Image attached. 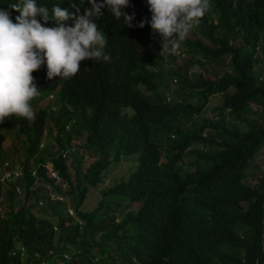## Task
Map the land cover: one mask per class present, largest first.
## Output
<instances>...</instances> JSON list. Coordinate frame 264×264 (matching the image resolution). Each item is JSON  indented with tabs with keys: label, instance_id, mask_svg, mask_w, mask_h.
I'll return each mask as SVG.
<instances>
[{
	"label": "trees",
	"instance_id": "trees-1",
	"mask_svg": "<svg viewBox=\"0 0 264 264\" xmlns=\"http://www.w3.org/2000/svg\"><path fill=\"white\" fill-rule=\"evenodd\" d=\"M18 2L0 0L14 22ZM68 2L90 5L37 0L50 14ZM102 11L110 61L71 79L42 67L49 106L0 124V264H264V0H211L179 54L137 26L146 0L123 9L131 28ZM122 162L135 167L106 186Z\"/></svg>",
	"mask_w": 264,
	"mask_h": 264
},
{
	"label": "clouds",
	"instance_id": "clouds-1",
	"mask_svg": "<svg viewBox=\"0 0 264 264\" xmlns=\"http://www.w3.org/2000/svg\"><path fill=\"white\" fill-rule=\"evenodd\" d=\"M68 2L73 10L54 5L51 14L37 0H19L10 9L0 8V124L13 117L35 118L33 100L41 95L33 73L46 67V78L71 79L84 61L109 62L107 35L96 19L108 7L112 15L133 27L135 13L127 14L130 0H88ZM151 19L137 25L150 24L161 40V52L179 54L181 44L201 23L211 8V0H146ZM83 8L85 9L83 12ZM53 26H47L49 23ZM20 170V169H15Z\"/></svg>",
	"mask_w": 264,
	"mask_h": 264
},
{
	"label": "rangeland",
	"instance_id": "rangeland-1",
	"mask_svg": "<svg viewBox=\"0 0 264 264\" xmlns=\"http://www.w3.org/2000/svg\"><path fill=\"white\" fill-rule=\"evenodd\" d=\"M219 99H220L219 96H213L209 99V104L207 107L208 110L206 112H204V114H203V115H205V118L212 119L214 117V113L211 110L214 108L215 104L217 103V101ZM49 100L52 101L51 97L40 96L39 101L34 106V111L36 109H42L45 106L48 107L49 106ZM52 110H56V107H52ZM126 112H128V114H130L129 111H126ZM49 132L47 130L46 134ZM51 133L53 136L55 133V130L51 129ZM46 134L44 135V138L42 140L43 144H47L50 142V139ZM19 138H22V137L20 136ZM15 142H16V134L12 133V134L7 136V139L3 143V148L7 149L8 147H10ZM92 160H93L92 158L87 157L86 158V165L90 164ZM134 167H135V165L132 162H122L120 164L114 165L112 168L109 169L108 173L106 174L104 184L106 186L112 185L113 183L119 182L121 179H126L127 176L129 175L130 169H132ZM100 189H102V188H99L98 190L90 193L88 199L85 201V203L82 207V209L84 211H90L96 207V205L98 204L100 197H101L100 192H99ZM68 210L71 214L72 211L70 209H68Z\"/></svg>",
	"mask_w": 264,
	"mask_h": 264
},
{
	"label": "built area",
	"instance_id": "built-area-1",
	"mask_svg": "<svg viewBox=\"0 0 264 264\" xmlns=\"http://www.w3.org/2000/svg\"><path fill=\"white\" fill-rule=\"evenodd\" d=\"M20 173H21L20 170H13L12 172H6V173L4 174V178H3V179H7V180H9V179L12 178V176H14V178H15V177H18V176L20 175ZM21 251H23V250H21Z\"/></svg>",
	"mask_w": 264,
	"mask_h": 264
}]
</instances>
